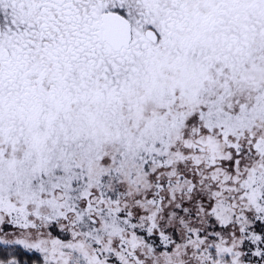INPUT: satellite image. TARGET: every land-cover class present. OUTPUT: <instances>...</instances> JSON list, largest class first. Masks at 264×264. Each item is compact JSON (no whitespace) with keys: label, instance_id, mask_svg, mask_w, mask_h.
I'll return each instance as SVG.
<instances>
[{"label":"snow or ice","instance_id":"obj_1","mask_svg":"<svg viewBox=\"0 0 264 264\" xmlns=\"http://www.w3.org/2000/svg\"><path fill=\"white\" fill-rule=\"evenodd\" d=\"M0 264H264V0H0Z\"/></svg>","mask_w":264,"mask_h":264}]
</instances>
